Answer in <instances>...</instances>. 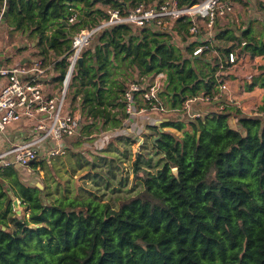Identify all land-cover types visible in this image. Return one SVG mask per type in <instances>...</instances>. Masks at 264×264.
I'll list each match as a JSON object with an SVG mask.
<instances>
[{"label": "trees", "instance_id": "1", "mask_svg": "<svg viewBox=\"0 0 264 264\" xmlns=\"http://www.w3.org/2000/svg\"><path fill=\"white\" fill-rule=\"evenodd\" d=\"M161 1L0 0V12L6 11L8 28L35 43L33 56L49 66L60 91L76 32L94 27L108 10L124 15L139 4ZM73 16L75 23L69 24ZM191 25L182 17L166 29L122 24L98 33L70 78L66 110L76 113L78 137L114 138L130 157L128 148L137 142L125 131L130 120L123 94L130 83L148 86L164 73L159 98L167 112L182 111L185 103L200 98L214 109L187 121L165 118L159 126L147 125L128 189L127 177L110 155L111 145L105 157H97L100 165L86 160L92 168L88 177L102 185V192L126 193L113 200H101L83 188L75 192L71 183L40 188L25 183L19 167L0 168V264H264V106L257 115H245L219 92L229 67L225 56L235 50L242 56H264V31L257 37L249 22L239 37L230 29L219 31L215 40L230 45L212 43L193 56L199 43L190 42ZM213 50L209 60L206 55ZM256 85L264 88V72L247 87ZM134 100L151 108L138 94ZM127 131L134 135L131 128ZM49 168L40 160L27 170Z\"/></svg>", "mask_w": 264, "mask_h": 264}, {"label": "built area", "instance_id": "2", "mask_svg": "<svg viewBox=\"0 0 264 264\" xmlns=\"http://www.w3.org/2000/svg\"><path fill=\"white\" fill-rule=\"evenodd\" d=\"M6 1L3 0L4 4ZM233 10L232 3L221 0H202L191 6H178L177 0H162L157 5L139 4L124 15L116 10H108L107 17L101 18L94 27L81 29L72 36L67 58L68 72L62 88L57 92L50 93L46 90L49 66L39 58L30 59V62L21 65L0 67V79L3 80L0 84V133L15 123H21L27 129L23 140L12 143L0 152V168L16 166L27 169L34 161L65 154L67 139L75 136L79 130L76 114H69L66 110L68 84L82 51L98 33L122 24L139 28L154 24L166 29L171 21L187 17L192 22L188 28L190 36L200 34V21L207 32L206 38L193 49L192 55L198 56L211 47V30L217 19L226 17ZM3 13L4 8L0 12V28ZM68 23L74 24L75 17H71ZM225 59L229 66H236L242 62L243 57L235 50L229 52ZM165 82L166 75L158 73L148 86L144 81L130 83L123 94L126 114L135 116L149 112L165 113V107L159 98ZM219 89L224 91L226 85L221 82ZM135 94H138L143 104L146 103L151 108L146 110L144 106L139 107L134 100ZM195 100L185 103L184 110H188L189 104ZM191 117H199V114ZM48 141H51L52 146L47 145Z\"/></svg>", "mask_w": 264, "mask_h": 264}, {"label": "crops", "instance_id": "3", "mask_svg": "<svg viewBox=\"0 0 264 264\" xmlns=\"http://www.w3.org/2000/svg\"><path fill=\"white\" fill-rule=\"evenodd\" d=\"M244 2L245 4L243 5L232 3L234 8L233 12L224 18L217 19L214 27L211 30V35L214 39L210 40L212 41L211 45L212 43L214 45L213 47L216 45H218V47L230 45L229 42L224 44L225 42L221 40L215 42L214 32L217 33L222 30L230 29L233 32L236 30V34L238 35L240 33V31H238V28H240L239 26H243L248 22L253 28L257 29L255 35L257 37L261 36L260 32L264 31V26L259 20L264 21V0H244ZM199 27L200 34L190 38V42L200 43V41H203L206 38L207 32L203 27L202 21H200ZM0 29V67H11L16 66L17 64H25L30 62V59L35 58L33 56V48L35 43L31 40V38L28 36L22 37L18 32H14L4 24V21H2V26ZM215 52V50L209 52L206 57L210 60L215 56ZM242 57V62L236 66L227 67L222 73V80L226 85V89L219 92H221L220 94L224 102L226 101L234 104L245 115H254L258 113L257 110L261 106H264V88L256 85L251 90H249L247 86L249 85V81L251 79L257 78L261 72H264V56L250 57L247 55ZM54 78V75L49 74L48 80H46L45 83L46 90H48L50 93L58 91L55 88ZM2 82L3 80L0 79V84ZM212 106L214 105L208 104L207 101L200 98L191 102L189 104L188 110H184V108H182V111L179 112L166 111L165 113L161 114H158L157 112H149V114L147 113L144 114L143 117H139L137 127L146 133L145 128L147 125L159 126L161 121H163L165 118L187 121L192 118L191 116L193 114L201 115L207 113L211 109H214ZM126 123L130 124L131 122H128L127 120ZM129 127L131 128V125H129ZM26 130L27 129H25V126L21 125V123L11 124L6 127L5 131L0 133V152L10 147L12 143L24 139ZM71 138L72 137L67 139L66 142L68 143V141H72L70 140ZM67 143L66 147L69 148ZM20 169L25 168H19V170Z\"/></svg>", "mask_w": 264, "mask_h": 264}, {"label": "rangeland", "instance_id": "4", "mask_svg": "<svg viewBox=\"0 0 264 264\" xmlns=\"http://www.w3.org/2000/svg\"><path fill=\"white\" fill-rule=\"evenodd\" d=\"M239 27L241 28V26ZM234 32H235V35L239 37V35L236 34L237 31L234 30ZM217 33L214 32L215 34L214 37L217 35ZM213 39L214 38L211 37V40ZM214 41L217 42L216 40ZM86 48L87 47H85L84 50ZM166 109L167 108H165V111ZM158 114H161V113H158ZM143 116L144 114L129 116L130 121L128 122H131L129 125H131V130L134 135H132L130 131H127L130 128L129 126H127V129L125 131L127 132V134H129L132 138L136 139L137 141L135 144H133L132 146L128 148V151L131 152L130 157H127L125 155L124 149L122 148L121 145L114 142V138L113 139L111 138V140H109L110 139L109 137L102 138L100 137V135H97V136L92 137V139L90 138L86 139V138L78 137V134H77L76 138H74L71 142L67 143V145H69L68 152L66 150L65 154L63 155L56 156V157H50V158L43 160L44 166L45 165L51 166V168H49L47 171L44 169L43 170L40 169L39 172L37 173V172L31 171V169H29V171H27V169H20L22 172L21 177L23 178V181L29 184H36V186H41L42 188L45 186H49L50 189H52L54 184L55 183L57 184L58 182L62 184L71 183V185H74L75 187V190H74L75 192L77 191L79 192L80 189L83 188L84 192L92 191L96 193L97 196L101 200H107L111 197L125 195L126 193L124 192V190H122L118 194H109L106 191L102 192L103 190L102 185L97 184L98 186H96L88 177V175L92 173V168L90 164L86 165V160L89 163H96L100 165L101 162L98 161L99 158L97 157L104 156L103 154L104 151L107 150L108 147L111 145L110 147H112V149L114 150V154H110V155L114 157L115 159L116 166L118 167V172L120 171L121 175L127 177L128 182L126 184V187L127 189L130 188L132 186V182H130L132 178L131 165L135 158V155L139 151L138 149L139 146L144 141V138L142 137V133L144 131L137 127L139 117H143ZM162 131L164 132L170 131L168 133H171L174 136H177L178 138L182 136L181 132H178L173 128H163ZM47 145L52 146L51 141H48ZM113 150H109V151H113ZM148 150H149V153H151L150 146ZM76 154H78V156H76ZM110 155L109 157H111ZM77 159H80L81 161V163L79 164L81 165V168L80 166L77 165L78 164ZM98 165L96 166V168L104 169V167H99ZM97 188L99 191L97 190ZM136 188H138V186H136ZM102 194L104 195L103 197L100 196ZM85 196H91V194L86 193ZM111 199L113 200V198ZM20 210L18 211L20 212Z\"/></svg>", "mask_w": 264, "mask_h": 264}, {"label": "water", "instance_id": "5", "mask_svg": "<svg viewBox=\"0 0 264 264\" xmlns=\"http://www.w3.org/2000/svg\"><path fill=\"white\" fill-rule=\"evenodd\" d=\"M5 16H6V11L3 13V17H5ZM81 62H82V59L80 58V59L78 60V63H77V64L80 65ZM173 173L176 174V170H173ZM38 187L41 188V186H38ZM14 204L17 206V201H15ZM17 213L19 214V211H17Z\"/></svg>", "mask_w": 264, "mask_h": 264}]
</instances>
